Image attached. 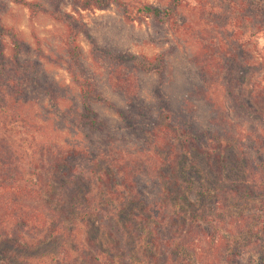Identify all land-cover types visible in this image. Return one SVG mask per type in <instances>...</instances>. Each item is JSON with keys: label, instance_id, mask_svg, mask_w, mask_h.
<instances>
[{"label": "trees", "instance_id": "trees-1", "mask_svg": "<svg viewBox=\"0 0 264 264\" xmlns=\"http://www.w3.org/2000/svg\"><path fill=\"white\" fill-rule=\"evenodd\" d=\"M183 1L0 0V264H214L200 254L202 201L264 197V0H219L197 31L178 17ZM10 5L60 24V50L8 25ZM124 25L130 39L112 36ZM181 29L194 72L177 87L170 42ZM246 36L261 61L247 59ZM145 44L157 52L134 50Z\"/></svg>", "mask_w": 264, "mask_h": 264}, {"label": "rangeland", "instance_id": "rangeland-1", "mask_svg": "<svg viewBox=\"0 0 264 264\" xmlns=\"http://www.w3.org/2000/svg\"><path fill=\"white\" fill-rule=\"evenodd\" d=\"M149 1L156 4H161L166 0ZM219 3V0H184L183 5L178 8V17L181 23L185 24L189 31L200 30L201 28L206 27L203 26L204 21H207L208 23L211 22L210 18H212L214 11L219 10L218 7H216ZM82 13L87 21H90V19L94 18L95 16H99L100 14H108V12L99 11H85ZM3 17L8 25L15 26L20 29L24 37L29 42H31L33 46L37 45L36 40L39 39L41 47L46 53L52 54L55 51L60 50L59 40L63 31L62 26L55 23L47 15L40 13L35 16H30L28 10L23 6L10 5V7L5 10ZM115 19L116 18H113L111 20ZM107 20L108 19L104 18L101 20H95L97 21L96 25L100 28H107ZM117 22L118 21L116 19L115 24ZM124 26L125 33H120V31H118L119 29H115L112 31V36L114 35L117 38L130 39L131 34L127 36L129 27L126 25ZM117 31L119 32L118 34ZM254 40L255 36L240 37V41L244 42L243 46L246 51L247 59L249 62L256 63L261 60L259 59L258 54L253 51L256 45ZM130 41L133 45H136V41ZM80 42L84 49L87 50V42L83 38H80ZM263 42L264 41L259 38V48L263 46ZM170 43L172 45L170 64L177 79V85L175 86L179 87L182 84L181 81H183L187 75L194 72V68L191 65L193 51L192 46L194 41L184 29H181L177 30L171 35ZM134 50L152 55L157 52L158 49L154 45L145 44L134 47ZM261 67L264 71V65ZM46 69L60 82L69 85V77L63 69L49 63L46 64ZM75 93V87L70 85L67 90L66 100L72 99L75 96ZM64 134L68 135V132L64 131ZM248 150L246 151V154L241 155L249 159L251 156L250 154L252 153H249ZM230 158V155L226 154L224 156V161L227 163L229 162ZM239 159L241 160V158ZM204 162H206V160H204ZM205 167L207 173L210 175V169H212V165L207 164ZM228 184L231 185L232 183ZM196 189L198 188L196 187ZM253 192H255V194L253 195V199L250 202H248V197L240 193V197L235 199L234 203L227 205L226 207H221L219 203L216 204L213 202V200H211V198H205V200L202 201L205 219L202 223L204 228L199 232L201 238L199 243L202 247L200 254L203 262L208 261L213 262L214 264H264V209L258 208L259 203L257 201L262 200L264 197L259 193L258 190H254ZM195 196L196 195L193 192L191 198H194ZM262 206L264 207V202ZM248 215H252V217H254V222L248 223ZM236 221H241V225H237ZM104 224L107 227L109 224H112V221H106ZM246 224H248V226H246ZM253 224H257L258 227L253 228L254 235L253 237H250L249 232H247V228L251 226L253 227ZM165 234L166 232L163 231L159 237L165 238ZM248 238H250L252 241L249 245H246ZM213 239L217 242L218 249L211 251V246L213 245L210 242H212ZM232 241L238 242L239 249H237V251L239 252H237L235 249H232ZM162 251L165 253L164 250ZM163 257L164 256L158 255L159 263L165 258ZM122 263L132 264L128 262L126 258L122 260Z\"/></svg>", "mask_w": 264, "mask_h": 264}]
</instances>
